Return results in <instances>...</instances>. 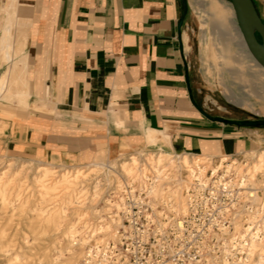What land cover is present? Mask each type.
<instances>
[{
	"label": "crops",
	"instance_id": "1",
	"mask_svg": "<svg viewBox=\"0 0 264 264\" xmlns=\"http://www.w3.org/2000/svg\"><path fill=\"white\" fill-rule=\"evenodd\" d=\"M185 8V0H0V150L76 165L126 144L212 156L264 146V122L213 115L197 101ZM17 90L26 105L3 97Z\"/></svg>",
	"mask_w": 264,
	"mask_h": 264
},
{
	"label": "bare ground",
	"instance_id": "2",
	"mask_svg": "<svg viewBox=\"0 0 264 264\" xmlns=\"http://www.w3.org/2000/svg\"><path fill=\"white\" fill-rule=\"evenodd\" d=\"M195 3L206 13L214 31L223 35L219 46L211 50L212 59L221 58V68L241 82L251 95L264 101V69L247 51L241 34V44L258 69L243 66L231 53L225 8L216 0ZM262 13L264 15V0ZM2 83L3 78L0 87ZM25 96V92L17 90L6 92L3 97L24 106ZM228 99L240 105L244 103L229 95ZM156 140L158 132L149 130L147 142ZM241 154L242 160L224 154L215 160L207 154L156 149L115 161L96 155L92 161L76 165L0 158V264H27L23 260L24 253H8L10 241L3 239L6 226L16 227L23 222L34 228L33 237H24L22 242L35 244L39 237L56 232L69 215L82 217L95 213L96 202L100 200L108 211L110 200L104 198V194L109 190V195L116 194L113 206L118 213L122 194L128 187L145 192L157 200L155 204L161 202L177 213H184L187 209L185 192L194 190L197 185L203 188L214 176L219 178L213 182L215 186L223 184L233 194L231 205L224 206L220 213L224 218L232 216L233 231L223 242L222 258L217 264H264V148L243 150ZM104 185H108L105 190ZM242 212L246 213L245 223L238 221ZM117 218H111V222H93L90 228L88 224L83 232H78L74 224H67L61 231L64 245L54 247L58 251L55 256L46 258V264H59L62 252L66 255L65 264H77L78 258L82 264H115L111 255L114 246L110 243L115 242L113 226ZM234 250L241 251L244 257L234 258ZM205 264L214 263L208 259Z\"/></svg>",
	"mask_w": 264,
	"mask_h": 264
},
{
	"label": "rangeland",
	"instance_id": "3",
	"mask_svg": "<svg viewBox=\"0 0 264 264\" xmlns=\"http://www.w3.org/2000/svg\"><path fill=\"white\" fill-rule=\"evenodd\" d=\"M186 8L183 15L184 27L182 30V46L185 53V61L188 72V78L196 96L204 110L207 112L224 118H233L237 121L244 122H264V101H261L257 97L251 95L242 85L241 82L235 80L230 73L221 68V58L212 59L211 50L219 46V40L223 35L218 34L208 21L206 13L196 5L197 0H185ZM219 5L225 8L228 20V36L231 38L230 51L235 55L243 66L258 69L251 58L248 56L247 51L241 44V38L237 23L232 16V6L229 0H216ZM254 2V0H252ZM255 6L262 15L263 2L257 0L254 2ZM260 15V16H261ZM264 21V20H263ZM226 35V36H227ZM263 77V76H262ZM228 95L233 100L241 99L244 103H233L228 99ZM264 148L255 147L254 150ZM156 151L152 146L138 147L136 145H123L115 154H109L106 151H98L90 159H87L81 164H85L94 159L96 155H102L109 158L110 161H115L119 157H126L129 155L137 154L138 152ZM212 156V155H211ZM220 155L212 156L215 160ZM237 159L242 160L241 152L233 154ZM1 159L13 158L18 161L32 160L43 161L33 156L25 155L18 152L0 150ZM70 165V164H66ZM106 169V168H105ZM112 178V177H110ZM111 183V182H110ZM108 185H104L103 189H107ZM111 190L104 194V198H109L108 211L103 207V202L100 200L96 202L95 213H87L82 217H78L75 214L69 215L67 219L62 222L61 226L56 232L50 231L48 234L39 237L35 244L25 245L22 242V238L26 237L31 239L35 231L34 228L21 223L14 226H6L4 240L10 241L8 243V253L14 254L22 252L26 255L23 259L29 262V264H46V258L53 257L57 251L54 247H61L64 245L61 231L67 224H74L78 232H83L85 226L90 228L91 223L96 221L111 222V218L115 219V229L117 223L121 222L122 214L116 213V209L113 206L115 200H117L116 194L109 195ZM109 195V196H108ZM185 195V194H184ZM219 205L229 207L231 202L229 200H222ZM156 207L155 213L162 214V216H155L152 219L151 228L156 226H164L165 231L163 233H152L149 235V250L151 258L156 261L161 254L163 257L170 261L171 264H180L181 260H176L174 254L177 250L187 256L189 253L196 252L197 258L191 264H205L206 261L212 260L214 264L220 262L222 258L221 251L223 242L229 238L230 233L233 231V225L231 221L232 216L222 217L218 215L221 226L218 228H207L211 223L212 211L211 204L208 202H200L196 207L187 209L184 213H177L171 207H168L161 202L154 205ZM118 214L117 216L115 215ZM177 213V214H175ZM246 213H240L238 221L245 223ZM101 222V223H102ZM182 223L184 232L175 231L176 223ZM16 228V229H15ZM207 228V229H206ZM114 229V231H116ZM186 230V231H185ZM206 231V232H203ZM202 231V232H200ZM115 235V234H114ZM115 242L110 243L113 247L112 260L115 264H124L122 254H124V246L122 241L119 240L118 235L114 236ZM54 238V242L50 241ZM111 241V240H110ZM29 246V247H27ZM20 247V248H19ZM26 247V248H25ZM163 252L160 253V250ZM241 252V251H240ZM238 250L232 251L234 258L244 257L243 253ZM66 255L62 252L59 258V264H65ZM231 261L230 257L228 258ZM77 264H82L81 258L76 260Z\"/></svg>",
	"mask_w": 264,
	"mask_h": 264
},
{
	"label": "built area",
	"instance_id": "4",
	"mask_svg": "<svg viewBox=\"0 0 264 264\" xmlns=\"http://www.w3.org/2000/svg\"><path fill=\"white\" fill-rule=\"evenodd\" d=\"M210 175V173H208ZM218 177L214 176L211 181L202 188L201 186H195L194 190L185 192L186 202L189 208L196 207L200 202H208L211 204L212 219L207 228H218L221 226L219 219L221 211L224 205H219L222 200H229L232 202L233 194L229 188L221 186H215V181H218ZM225 182V181H223ZM221 183V182H220ZM219 183V184H220ZM123 200L119 208V213L122 214L121 222L117 223V228L114 234L118 235L119 240L122 241L124 246V254L122 258L124 264H171L170 261L163 257V254L154 261L151 258L149 246V235L156 233H163L165 231L164 226H156L151 228L152 219L155 216H162V214L155 213L156 207L152 197L145 194V192L134 190L128 187L122 194ZM196 205V206H195ZM206 228V229H207ZM184 232L182 223H176L175 231ZM186 231V230H185ZM202 232V231H200ZM203 232H206L203 230ZM163 249L160 250V253ZM176 260H181L180 264H191L197 258V253H189L185 256L182 251L177 250L173 255Z\"/></svg>",
	"mask_w": 264,
	"mask_h": 264
},
{
	"label": "water",
	"instance_id": "5",
	"mask_svg": "<svg viewBox=\"0 0 264 264\" xmlns=\"http://www.w3.org/2000/svg\"><path fill=\"white\" fill-rule=\"evenodd\" d=\"M244 45L264 69V21L252 0H229ZM182 21H180V24Z\"/></svg>",
	"mask_w": 264,
	"mask_h": 264
}]
</instances>
